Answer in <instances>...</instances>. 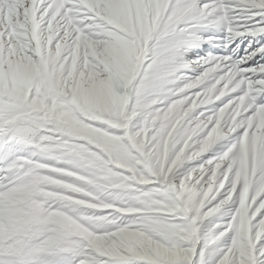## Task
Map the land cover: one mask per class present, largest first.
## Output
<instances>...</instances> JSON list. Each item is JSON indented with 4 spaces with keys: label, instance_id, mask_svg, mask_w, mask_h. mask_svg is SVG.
<instances>
[{
    "label": "snow or ice",
    "instance_id": "snow-or-ice-1",
    "mask_svg": "<svg viewBox=\"0 0 264 264\" xmlns=\"http://www.w3.org/2000/svg\"><path fill=\"white\" fill-rule=\"evenodd\" d=\"M0 264H264V0H0Z\"/></svg>",
    "mask_w": 264,
    "mask_h": 264
}]
</instances>
